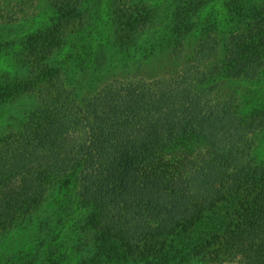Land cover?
I'll return each instance as SVG.
<instances>
[{
  "label": "trees",
  "instance_id": "trees-1",
  "mask_svg": "<svg viewBox=\"0 0 264 264\" xmlns=\"http://www.w3.org/2000/svg\"><path fill=\"white\" fill-rule=\"evenodd\" d=\"M193 13L186 15L189 26L176 28L171 56L178 59L174 48L199 42L202 34L210 44H195L187 63L168 74L117 67L124 77H106L93 93H81L79 72L65 66L71 59L57 49L62 36H39L35 53L20 54L35 79L36 110L27 115L24 86H0V133L13 118L21 120L17 134L0 140V232L48 204L54 183L72 180L94 211L88 249L96 264L129 254L135 260L200 256L210 264H264V163L255 161L251 139L264 120L256 112L237 113L211 79L216 73L229 80L261 76L264 8L245 36L234 29L243 18L239 11L233 12L236 22L230 14L208 21L201 7ZM133 21L125 37L131 46L150 28ZM222 39L227 53L221 64L227 66H207ZM155 40L141 41L145 50L125 59L135 58L139 67L161 56Z\"/></svg>",
  "mask_w": 264,
  "mask_h": 264
},
{
  "label": "rangeland",
  "instance_id": "rangeland-1",
  "mask_svg": "<svg viewBox=\"0 0 264 264\" xmlns=\"http://www.w3.org/2000/svg\"><path fill=\"white\" fill-rule=\"evenodd\" d=\"M193 7H201V14L208 21L228 14L232 17L231 21H235L238 15L233 12L239 11L243 18L235 21L234 29L239 35L245 36L251 23H256L253 19L257 12L264 8V0H0V83L4 80L0 86H24L29 90L22 95L28 102L25 111L27 115L35 112V100L31 92L35 79L29 75L24 57L26 55L28 58V55L35 53L34 48L41 39L39 36L47 34L57 38L62 36L63 39L57 40L61 41L57 49L63 55L70 56L71 63L65 66L79 72L81 93L95 92L106 81V77H124L117 67L122 70L128 67L136 73H141L142 69L153 74L164 68L163 72L168 74L172 69L187 63V57H190L195 44H210L206 35L202 34L199 42L197 38L196 43L189 40L183 46L174 48V51L181 52L177 53L178 59L174 60L171 56L173 46L170 42L173 41L174 33H179L176 28L189 26L187 22L190 20L186 15L189 11L193 13ZM127 17L131 22L122 26ZM133 20H143L150 27L144 34H137H141L137 37V46L125 44V37L131 30L126 26L131 27ZM225 27L227 29L229 25L226 23ZM138 28L139 26L133 31ZM132 35L130 39H134ZM167 36L169 40L165 39ZM156 37L164 38L165 42L155 40ZM150 40H155L160 45L161 56L149 58L147 63L139 67L133 62L135 58L125 59L128 53L136 54L138 48L145 50L146 46L141 41ZM205 40L208 41L207 44L203 43ZM226 43V39L220 41L218 51L215 52L217 58L214 56L207 60V66L211 62L214 67L227 66L225 63L221 64V59L227 53ZM21 53H24V57L20 56ZM203 59H208V55ZM198 66L200 71L206 69L203 63ZM257 66L262 69L261 76L251 79L229 80L224 73H216L211 79L218 81L220 98L230 97L237 113L250 116L256 112V116L264 120V62H257ZM98 68L101 72H94ZM208 82L209 80L203 84ZM20 128L21 120L13 118L7 126L2 125L0 140L4 134H17ZM251 139L255 161L264 163V127L262 131L253 134ZM75 188L76 181L72 180L62 179L54 183L46 197L47 201L50 199L48 204L41 205L9 229L0 232V264L97 263L96 254L88 249L93 245L89 218L94 211L85 205ZM170 252L171 249L168 253ZM135 258L129 254L110 264H210L200 256L194 259L182 256L177 261L164 256Z\"/></svg>",
  "mask_w": 264,
  "mask_h": 264
}]
</instances>
